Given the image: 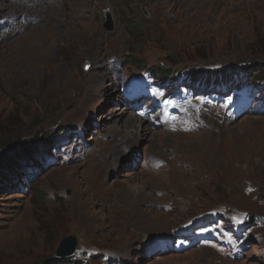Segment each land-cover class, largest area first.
<instances>
[{"label": "rangeland", "instance_id": "rangeland-1", "mask_svg": "<svg viewBox=\"0 0 264 264\" xmlns=\"http://www.w3.org/2000/svg\"><path fill=\"white\" fill-rule=\"evenodd\" d=\"M3 19L17 29L0 26V158L44 149L49 137L72 138L78 128L89 150L75 148L69 164L27 181L21 175L11 184L15 167L2 173L0 264H53L68 237L77 245L67 264H264V116L228 124L205 113L207 127L193 134L148 124V136L127 139L130 154L124 142L134 113L127 107L125 115L116 81L148 70L222 76L254 64L261 76L264 0H0ZM101 147V157L83 161ZM171 151L181 164L170 172ZM156 162L164 166L154 170ZM93 163L105 166L102 182L98 171L93 178L78 168ZM126 182L147 198L134 203L136 195L123 194ZM209 211L230 235L246 214L263 218L248 227L251 247L241 260L217 246L148 258L146 246L158 235L172 236Z\"/></svg>", "mask_w": 264, "mask_h": 264}, {"label": "bare ground", "instance_id": "bare-ground-1", "mask_svg": "<svg viewBox=\"0 0 264 264\" xmlns=\"http://www.w3.org/2000/svg\"><path fill=\"white\" fill-rule=\"evenodd\" d=\"M63 6H64V4H63ZM86 9V8H85ZM238 78L239 76H233L232 75V77L230 78V80L231 81H233V80H235V78ZM254 77V73L253 74H251V78H253ZM250 79H249V77H247V79H246V84H248L250 81H249ZM244 84V81H243V79H241V78H239V85H236V86H232V85H230V86H232V90H236V88H238V87H240L241 85H243ZM102 91L103 92H106L107 91V88H103L102 89ZM227 91H229V90H227ZM125 115L128 113L129 114V112L127 111V110H125ZM131 117V116H130ZM129 117V118H130ZM134 117V119H135V122H134V125H135V127L132 129V131L130 132V134H129V136H128V138H125V144L127 143V139L128 140H130L132 143H134V141H135V139H137L136 137H138L139 136V134L140 133H142L144 136H148V133H149V128H148V124L147 123H145V122H142V121H139L135 116H133ZM128 120V119H127ZM131 120H132V117L130 118V122H128L127 123V125H130V123H131ZM112 121V120H111ZM103 123V122H102ZM147 124V125H146ZM112 131V130H111ZM110 131V132H111ZM114 131V130H113ZM118 131V130H117ZM116 131V132H117ZM109 133V132H108ZM141 135V134H140ZM156 136V135H155ZM154 136V137H155ZM158 136V135H157ZM165 136V135H164ZM163 137V136H162ZM110 144V143H109ZM109 144L107 145V147L109 146ZM129 146H131V145H129ZM129 146H127V144H126V146H125V151L127 150V152H129L130 154H132V152L134 151L133 149H131ZM106 148V147H105ZM104 147H101V149H100V151H97V152H95V153H92L91 154V156H89V157H87V158H85L83 161H87L89 158H92V159H96V158H99V157H101L102 155H103V153H100L101 151H103L104 149H105ZM124 152V151H123ZM126 152V154L127 155H129L128 153ZM122 155V154H121ZM109 154L106 156V158H109ZM146 157L147 156H145V159H146ZM91 159V160H92ZM91 160H89V161H91ZM78 163H82V162H78ZM77 163V164H78ZM172 164H176L177 166H180V164H181V162H179V161H177L176 160V156L173 158V160L168 164V167H170V165H172ZM132 166V165H131ZM84 168L85 169V172H84V175L86 174V175H92V173H94L96 176H97V171H98V177H97V179L99 178V180H100V182H102V177H103V175H104V169H105V166H104V164H102V163H100V164H95V163H93V164H86V165H81V166H79L78 168ZM131 168V167H130ZM76 171V170H75ZM169 171L171 172L172 170H170L169 169ZM123 173V172H122ZM78 173H76V175H77ZM76 175H75V177H76ZM74 176V172L73 173H70V174H66L65 176H64V178L66 179L67 177H68V179H70L71 177H73ZM92 177L94 178V176L92 175ZM76 179H77V177H76ZM82 179V178H81ZM88 178H86V183L88 182ZM130 180H131V182L133 183L134 181H135V179L134 178H130ZM77 181H79V180H75V179H72V182L73 183H77ZM141 181V180H140ZM144 182V181H143ZM123 186H124V188H123V194H129V196L131 197V194L133 195V196H137L135 199H133L132 201L134 202V203H136L137 202V200L138 199H140V200H143V199H145V198H147V195L145 196L144 195V192L143 193H141V190L139 189V188H137V187H135V188H132V185H129L127 182L126 183H123ZM145 190V189H144ZM79 191V190H78ZM89 192H91L90 190L87 192V193H89ZM109 192V191H108ZM80 198V197H79ZM138 205V204H137ZM127 212V211H126Z\"/></svg>", "mask_w": 264, "mask_h": 264}, {"label": "clouds", "instance_id": "clouds-1", "mask_svg": "<svg viewBox=\"0 0 264 264\" xmlns=\"http://www.w3.org/2000/svg\"><path fill=\"white\" fill-rule=\"evenodd\" d=\"M13 153H10V156H14V155H16V153L15 154H13ZM12 188V187H11ZM14 190V189H13ZM247 216L246 217H244V219H243V221H242V223H243V225H245V227H246V230H244V234H245V232H246V234L245 235H242V236H240L239 237V239H238V242H237V250H239V247H240V245L242 244V243H245L244 245L245 246H248L247 247V250L251 247V244H250V242H249V239H248V237H247V235H248V231H247V229H248V227L249 228H252L254 225H258V224H261L262 222H263V218H261V217H259V216H256V215H252V214H246ZM259 221V222H258ZM238 233H241V230H239L238 231ZM243 237H245V240H244V238ZM60 243H61V241L59 242V245H60ZM59 245H58V247H57V250H58V248H59ZM200 249H209V248H200ZM200 249H194V250H200ZM56 250V251H57ZM191 251V250H190ZM240 251V250H239ZM241 252V251H240ZM245 252H246V250H245ZM245 252H244V254H242V256L241 255H237V258H234L235 260H241L243 257H244V255H245ZM185 254V253H184ZM55 255H56V253H55ZM182 255V254H181ZM181 255H178V256H181ZM163 257V256H162ZM161 257V258H162ZM55 260H56V258H55Z\"/></svg>", "mask_w": 264, "mask_h": 264}, {"label": "water", "instance_id": "water-1", "mask_svg": "<svg viewBox=\"0 0 264 264\" xmlns=\"http://www.w3.org/2000/svg\"><path fill=\"white\" fill-rule=\"evenodd\" d=\"M111 25V19L108 18V22L105 24L106 29L111 30ZM75 247L76 242L73 238H65L61 241L59 248L56 252V256L59 258L71 257L75 251Z\"/></svg>", "mask_w": 264, "mask_h": 264}, {"label": "trees", "instance_id": "trees-1", "mask_svg": "<svg viewBox=\"0 0 264 264\" xmlns=\"http://www.w3.org/2000/svg\"><path fill=\"white\" fill-rule=\"evenodd\" d=\"M131 65L136 66L133 62L131 63ZM18 151H22V149H20V150L18 149ZM13 154H15V153H13ZM4 155L5 156L0 158V171H1V168H3V167L6 168L5 165L7 164V162H9V159H10V155H6V154H4ZM1 176H2V173L0 172V178H1L0 181H2V177ZM66 263H68V261H66V260H61L60 261V260H55L54 259V261H53V264H66Z\"/></svg>", "mask_w": 264, "mask_h": 264}]
</instances>
